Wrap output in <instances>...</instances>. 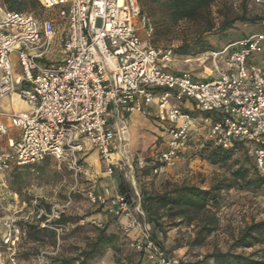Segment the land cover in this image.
<instances>
[{"label": "built area", "instance_id": "1", "mask_svg": "<svg viewBox=\"0 0 264 264\" xmlns=\"http://www.w3.org/2000/svg\"><path fill=\"white\" fill-rule=\"evenodd\" d=\"M53 17L5 10L0 16V99L19 89L32 109L10 115L11 125L21 129L18 141L0 150V172L35 165L52 156L67 162L75 177L83 172L81 143L87 139L97 150L106 172L116 169L112 153L116 139L126 140L128 115L147 114L155 105L154 117L167 126V147L152 158L154 173L176 165L179 152L191 139L196 118L180 103L191 100L204 117L200 126L208 129L213 145L223 148L235 142L252 145L256 167L264 176V30L241 37L219 50H209L213 68L209 77L198 79L190 71L168 68L173 61L171 47L156 46L143 39L138 25L150 33L149 18L140 0H39ZM264 6V0H254ZM56 20L65 23L61 39L62 60L42 63L52 50ZM17 57L21 75L15 76L12 55ZM224 59L223 66L219 59ZM114 122H111V118ZM0 120V141L8 133ZM139 168L146 166L143 157ZM94 204L109 205L111 215L120 217L131 246L144 252L149 264H181L176 254L162 247L152 236V226L142 222L141 207H134L125 194L111 187L97 193L87 191ZM46 216L45 219L42 217ZM60 217L58 209H42L27 215L2 218V245L9 264H18L23 236L22 220L33 219L52 228L58 236L62 226H51ZM57 251L42 249L36 264H49Z\"/></svg>", "mask_w": 264, "mask_h": 264}, {"label": "rangeland", "instance_id": "2", "mask_svg": "<svg viewBox=\"0 0 264 264\" xmlns=\"http://www.w3.org/2000/svg\"><path fill=\"white\" fill-rule=\"evenodd\" d=\"M248 17H264V6L258 5L254 0H215L207 18L194 21L181 20L177 23H170L165 26L159 20V3L151 2L146 6V12L151 31L138 25L141 38L148 39L151 44L172 49L184 43H192L199 36H202L204 49H196L190 54H176L168 68L182 71H190L198 79L209 77L213 65L207 55L209 50H219L230 42L241 37L259 32L264 28V22L255 24L236 22L232 28L220 31L224 21L232 20L244 14ZM23 12L33 13L38 18H48L55 15V11L47 9H25ZM264 50V48H263ZM259 62L264 68L262 55ZM223 66L224 59H219ZM191 111L196 105L191 100H185L179 105ZM212 115L213 113L207 112ZM198 118L203 121V115ZM197 125L192 131L191 141L186 148V153L179 157L175 166L166 169L161 173H154L153 166L139 168L137 159L131 160L130 165L123 170L115 169L111 177L106 176V167L101 165L96 168L95 164L83 163L84 170L75 177L69 169L67 162L57 161L50 156L46 161L32 166L16 167L6 171L0 176V227L2 218L6 215H27L32 211L42 209L47 213L50 208L58 209L65 217L69 218L63 223V234L60 236H47L39 241L23 240V255L26 258L36 257L41 249L57 251L55 258H71L76 256L81 249L98 233V229L107 225L109 231H118L120 238L114 245L106 248L104 254L91 260L88 264H149L146 258L131 246V238L125 235L118 228V222L113 216L105 218L104 208H99L92 203L88 196L89 189L100 190L102 185L109 179L119 186L120 183L126 186L131 196L134 207H141L139 214L142 222H147L145 212L142 209L140 197L142 192L150 194L163 192L174 185L195 184L208 188L216 181L229 177L228 166L212 165L202 156L200 150L207 143L208 129L204 130ZM154 155L157 150H154ZM234 158L242 160L243 155L237 153ZM152 161V159H148ZM105 186V185H104ZM223 200L218 209L219 228L205 241L193 246L191 242L195 236V224H187L179 219L162 216L159 220L163 224L164 231L156 229L157 236L162 240L163 246L171 253L181 259V264H198L203 256L213 250L226 251L230 248L233 240L239 235L242 229L251 221L264 219V191L244 190L239 188L225 189L222 191ZM49 212V213H50ZM164 210H160L163 215ZM124 220V215L120 221ZM29 221H34L29 219ZM21 222H25L22 220ZM153 229V224L151 225ZM24 239V238H23ZM239 249L238 252L249 253L254 249ZM26 255L30 257H26ZM31 257V258H32ZM32 264V263H29ZM58 264V263H57Z\"/></svg>", "mask_w": 264, "mask_h": 264}, {"label": "trees", "instance_id": "3", "mask_svg": "<svg viewBox=\"0 0 264 264\" xmlns=\"http://www.w3.org/2000/svg\"><path fill=\"white\" fill-rule=\"evenodd\" d=\"M215 0H140L142 13L146 14L144 9L151 2L159 3V22L165 26L170 23H177L181 20L194 21L201 18H207L210 15V9ZM7 9L24 11L25 9H44L39 0H3ZM244 14L232 20L224 21L220 26V31H226L233 27L236 22L255 24L264 22V17L246 15L247 9L244 7ZM147 15V14H146ZM264 28L261 30L263 31ZM233 42V41H232ZM230 42V43H232ZM229 43V44H230ZM204 49L202 36H199L192 43H184L173 49L174 55L190 54L196 49ZM214 119L216 114L208 115ZM191 139L186 143L184 149L179 152V157L186 153ZM241 153L243 158L239 161L234 158L237 153ZM200 156L206 159L212 165L228 166L229 177H224L216 181L208 188H203L195 184L174 185L172 188L163 192L150 194L142 192L140 197L141 206L145 212L148 223L153 224L154 229L164 231L163 224L159 222L162 216L179 219L187 224H195V236L191 245L198 246L205 239L219 228L218 209L222 203V191L225 189L239 188L244 190L264 191V176L261 175L256 167L252 145L246 142H235L228 148L213 145L208 139L200 150ZM46 161V160H45ZM154 164L147 160L146 166ZM32 166V165H28ZM16 168V167H14ZM13 168V169H14ZM12 169V170H13ZM118 189L125 194L128 201L132 203L131 196L123 183H120ZM99 208L104 205L97 204ZM49 211L46 213L48 214ZM160 210H164L163 215ZM113 216V215H112ZM46 216L42 218L45 219ZM117 219L118 228L122 230L121 222ZM69 218L60 213V217L51 222V226H62ZM23 228V236L20 246L25 241H39L47 236L55 234L50 227H42L38 222L28 223L20 222ZM124 233V232H123ZM125 234V233H124ZM126 235V234H125ZM153 238L162 246V240ZM24 238V239H23ZM118 231H109L107 225L98 229L96 236L90 240L84 249L71 258L57 259L55 256H49V264H88L91 260L102 256L106 248L115 244L119 240ZM259 246L249 253L238 252L239 249H252ZM165 248V247H164ZM145 258L144 252H139ZM182 263V262H181ZM198 264H264V219L251 221L247 224L239 235L233 240L230 248L226 251L219 249L207 253L198 261Z\"/></svg>", "mask_w": 264, "mask_h": 264}, {"label": "crops", "instance_id": "4", "mask_svg": "<svg viewBox=\"0 0 264 264\" xmlns=\"http://www.w3.org/2000/svg\"><path fill=\"white\" fill-rule=\"evenodd\" d=\"M7 10L6 5L4 4L3 0H0V16L3 14V12ZM56 27V36L53 40L52 44V50L48 54L47 58L42 61V63H50L54 61H60L62 60V53L60 51L61 46V39L66 35L67 29L65 26V23H63L60 20H56L55 22ZM12 63H13V69L15 76L21 75V68L19 66L17 57L15 54L12 55ZM260 57L257 59L259 60ZM174 71H182V70H175ZM185 71V70H184ZM211 72V70H210ZM1 74V72H0ZM23 86V84H18V90L14 92L13 94L7 95L0 99V120L8 125V133L6 136L0 141V150L3 153H7L10 150V142H15L20 139L21 136V129L18 127H14L11 125L10 122V115L15 112H22V111H29L32 109V105H30L26 100H24L20 93L19 89ZM184 109L191 112V114L196 118V125L193 128V130H196L197 125H200L199 122L201 120L198 118L199 115H203V118L206 117L205 113H202L195 109L194 111H191L185 107V105H181ZM155 110V105L152 104L148 107V113L147 114H141V113H131L128 115V135L126 137V140L117 138L115 141L112 157L116 164V169L123 170L125 169V166L130 164L131 160L138 159L139 157L145 158L146 162L148 159H152L154 156V150H164L167 147V140L169 138L168 132H167V126L160 121H158L154 115L153 111ZM111 122H114V118H111ZM206 131V129H204ZM207 136V133H206ZM79 143H81V157L83 163L88 164H95L96 168H100V166L104 163L100 160L97 150L93 147V145L85 138L79 139ZM6 171L0 172V176L3 175ZM106 176L111 177L110 175L105 173ZM4 185V184H0ZM105 185V186H104ZM102 185L100 190H97L94 188V190L97 193L103 192L104 188L111 187L112 189H118V186L114 183L113 180L109 179L105 182V184ZM5 186V185H4ZM104 216L105 218H109V216H112L108 210V208H104ZM11 215H6L4 218L9 217ZM124 221V220H123ZM36 223V221H28V223ZM119 222L120 221L119 219ZM119 226V225H118ZM4 228L3 225L0 227V240L1 236L3 234ZM157 230L152 229L153 235L160 239L157 236ZM24 248L20 246L18 248V264H36L37 257H30L26 255V260L28 263H26L25 258L23 255ZM42 250V249H41ZM0 264H9L8 262V254L6 253L4 247L0 245Z\"/></svg>", "mask_w": 264, "mask_h": 264}]
</instances>
